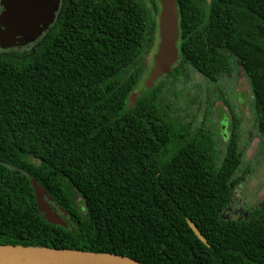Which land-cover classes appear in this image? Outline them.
Listing matches in <instances>:
<instances>
[{
  "label": "trees",
  "instance_id": "1",
  "mask_svg": "<svg viewBox=\"0 0 264 264\" xmlns=\"http://www.w3.org/2000/svg\"><path fill=\"white\" fill-rule=\"evenodd\" d=\"M176 2L179 60L144 91L158 0H61L31 48L0 52V246L142 264H264V203L246 218L225 217L251 173H239L234 108L222 95L233 121L222 156L212 132L183 121L164 98L184 65L216 83L232 75L234 57L264 137V0ZM33 181L67 227L44 217Z\"/></svg>",
  "mask_w": 264,
  "mask_h": 264
},
{
  "label": "rangeland",
  "instance_id": "2",
  "mask_svg": "<svg viewBox=\"0 0 264 264\" xmlns=\"http://www.w3.org/2000/svg\"><path fill=\"white\" fill-rule=\"evenodd\" d=\"M157 49L146 56L148 67L141 77L139 90H146ZM4 50L0 48V52ZM231 63L234 68L232 75L220 76L216 83L184 65L183 74L178 79L166 82L164 98L173 103L175 114L183 121L194 127L204 126L209 129L222 156L227 151L233 123L223 104L222 95L234 108L240 124V148L244 153L239 173L248 168L251 170L247 180L236 189L225 213L226 218L239 220L246 218L252 209L264 203V137L258 130L255 97L249 81L234 57Z\"/></svg>",
  "mask_w": 264,
  "mask_h": 264
},
{
  "label": "water",
  "instance_id": "3",
  "mask_svg": "<svg viewBox=\"0 0 264 264\" xmlns=\"http://www.w3.org/2000/svg\"><path fill=\"white\" fill-rule=\"evenodd\" d=\"M161 5L159 14V44L154 56L153 68L146 88H152L158 80L171 73L179 60L178 41L179 11L176 0H158ZM60 0H2L4 11L0 14V47L8 49L34 43L55 20ZM139 94H133L135 102ZM38 207L44 217L54 225L67 227L62 216L54 211L53 201L46 191L33 181ZM60 211L67 215L64 210ZM190 228L205 244L207 240L198 228L188 221ZM209 246V245H208ZM0 264H142L130 257L113 253H95L76 250L34 248L24 246H0Z\"/></svg>",
  "mask_w": 264,
  "mask_h": 264
},
{
  "label": "flooded vegetation",
  "instance_id": "4",
  "mask_svg": "<svg viewBox=\"0 0 264 264\" xmlns=\"http://www.w3.org/2000/svg\"><path fill=\"white\" fill-rule=\"evenodd\" d=\"M2 1V0H1ZM1 1H0V14L4 11V8L2 7V5H1ZM60 4H61V0H60ZM60 4H59V7H60ZM59 10V9H58ZM57 13H58V11H57ZM57 13L55 14V20H56V16H57ZM55 20H54V22H55ZM16 46H13V47H11V48H8V49H6V50H4V51H10V50H22L23 48H25V47H21L20 46V44L19 43H16L15 44ZM28 47V46H27ZM1 48V47H0Z\"/></svg>",
  "mask_w": 264,
  "mask_h": 264
}]
</instances>
